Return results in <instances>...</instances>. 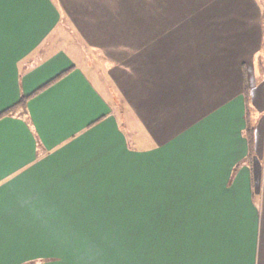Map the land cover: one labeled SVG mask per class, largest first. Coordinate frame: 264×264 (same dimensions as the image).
Masks as SVG:
<instances>
[{
    "label": "crops",
    "instance_id": "obj_1",
    "mask_svg": "<svg viewBox=\"0 0 264 264\" xmlns=\"http://www.w3.org/2000/svg\"><path fill=\"white\" fill-rule=\"evenodd\" d=\"M263 2L0 0V264H264Z\"/></svg>",
    "mask_w": 264,
    "mask_h": 264
},
{
    "label": "rangeland",
    "instance_id": "obj_2",
    "mask_svg": "<svg viewBox=\"0 0 264 264\" xmlns=\"http://www.w3.org/2000/svg\"><path fill=\"white\" fill-rule=\"evenodd\" d=\"M264 4V2L262 3ZM64 17V15H63ZM63 27H60V32L59 34L55 31L53 32V34L48 35L47 38H45V40L42 42L43 45H47L50 42L55 41L56 38H60L61 39V47L63 46V49L68 52L69 54H71L73 56V58L75 59V61L77 62L78 66H81L84 70H87V72L89 73V76L91 78V80L93 81V83L95 85H97L101 91H103L104 93H107L106 87H104L105 85V80L102 78H100L99 74L102 75V73L100 72L101 70V66L95 64L93 61H91L92 66L95 67L96 70H91L83 57H87L88 60H94L95 55H91L92 53V49L89 47H85V45L83 46L82 43H84V41L81 39L82 37L78 34V33H71L69 32L72 27L71 22L68 20H64L61 24ZM60 25V26H61ZM67 27V28H66ZM71 42H75L76 44H73ZM84 49V50H82ZM95 61V60H94ZM102 64V63H101ZM104 84H103V82ZM255 116H258L260 119V113L255 112Z\"/></svg>",
    "mask_w": 264,
    "mask_h": 264
},
{
    "label": "trees",
    "instance_id": "obj_3",
    "mask_svg": "<svg viewBox=\"0 0 264 264\" xmlns=\"http://www.w3.org/2000/svg\"><path fill=\"white\" fill-rule=\"evenodd\" d=\"M64 73H65V72L60 73V74L57 75L52 81L58 79V78L61 77ZM52 81H51V82H52ZM49 83H50V82H49ZM49 83H47V84H49ZM24 103H25V98L22 97V98L19 100L18 105L23 106ZM10 112H12V109H7V110L3 111L2 113H0V117H1V116H4V115H6V114H10ZM247 122H248V120H247ZM251 132H252V129L248 126V123H247V131H246V133H247V137L249 138V140L251 139Z\"/></svg>",
    "mask_w": 264,
    "mask_h": 264
}]
</instances>
